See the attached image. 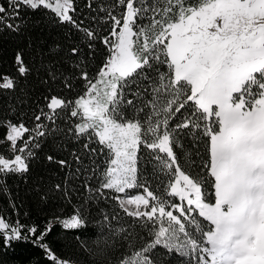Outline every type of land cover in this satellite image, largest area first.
<instances>
[{
    "label": "snow or ice",
    "instance_id": "1",
    "mask_svg": "<svg viewBox=\"0 0 264 264\" xmlns=\"http://www.w3.org/2000/svg\"><path fill=\"white\" fill-rule=\"evenodd\" d=\"M85 7L0 0V34L39 27L27 19L37 13L65 27L38 63L18 50L19 76L0 77V90L24 92L21 79L35 75L46 93L31 127L0 120L10 153L0 152V190L11 192L10 178L27 183L51 140L57 152L45 159L59 181L32 191L42 202L61 193L72 208L22 222L13 201L16 219L0 215V264L20 244L44 264H264V0ZM102 201L120 211L98 208L96 232L82 237L92 223L84 212ZM57 226L73 233L75 255L49 240Z\"/></svg>",
    "mask_w": 264,
    "mask_h": 264
},
{
    "label": "trees",
    "instance_id": "2",
    "mask_svg": "<svg viewBox=\"0 0 264 264\" xmlns=\"http://www.w3.org/2000/svg\"><path fill=\"white\" fill-rule=\"evenodd\" d=\"M86 3L87 0H77L78 14H89V10L85 7ZM37 18L42 20L39 27H29L19 34L8 31L0 34V77L8 75L17 78L19 76L15 66V54L18 50L23 52L24 58L28 63H38V57L36 55L38 49L46 52L49 46L57 42H64V26H57L52 23L50 16L43 17L40 13L35 15L29 14L27 17L29 24ZM30 42L32 47L28 46ZM21 87L24 88V92H21L20 88H17L14 92L11 90H0V120L10 119L15 122L18 118H22L25 124L31 127L33 122L30 119V109L36 107L37 101L41 104L44 103L41 97L46 94L45 86L40 84L37 77L33 75L29 77L27 83L21 79ZM55 91L59 92V88H56ZM13 108H15V111L12 110ZM21 114H23L22 117ZM3 133L4 129L0 128V139L3 138ZM7 147L6 143L0 144V152L5 156L10 155ZM56 152V146L49 140L38 150L40 161L38 164H34L33 174L27 183L16 178H10L8 180V186L11 192L8 193L0 190V215H3L5 218L11 217L13 220L16 219L17 212L11 206L13 201L15 202L22 222H29L31 220L43 224L53 213L58 215L62 213L65 216L71 213L72 208L62 199L61 193H50V197L53 198L42 202L37 193L32 191L33 185L40 179H42L41 187L45 189L59 181L55 166L49 165L45 159L47 154H56ZM182 163H185L186 166L185 161L182 160ZM148 178L152 179L151 176ZM157 183L158 181L153 180V190H155ZM136 191L139 190H127L129 193ZM108 195H112V193L109 192ZM77 199V197H73L74 202ZM101 207L108 210L110 214L113 210L120 211L114 201L107 203L102 201L99 204H91L88 210L84 212V215L92 223L87 228L81 229L79 234L82 237L89 238L96 232L97 225L95 221L99 219L97 209ZM25 213L28 215H25ZM120 215L122 217L124 216L122 212H120ZM130 219L125 217V220ZM136 232L143 235L142 230L139 228L136 229ZM72 236V232H65L57 226L49 236V240L53 242L54 247L58 250L75 255L77 248L75 242L72 240ZM140 242L137 239V243ZM117 247H119V240L117 241ZM5 259L9 260L10 264H44L40 252L32 248L31 245L24 244L16 245L15 251L10 252L9 256L5 257ZM164 259L166 261L171 260V264H179V259H173L171 257H165Z\"/></svg>",
    "mask_w": 264,
    "mask_h": 264
},
{
    "label": "rangeland",
    "instance_id": "3",
    "mask_svg": "<svg viewBox=\"0 0 264 264\" xmlns=\"http://www.w3.org/2000/svg\"><path fill=\"white\" fill-rule=\"evenodd\" d=\"M127 191V190H126ZM121 195H124V194H121Z\"/></svg>",
    "mask_w": 264,
    "mask_h": 264
}]
</instances>
